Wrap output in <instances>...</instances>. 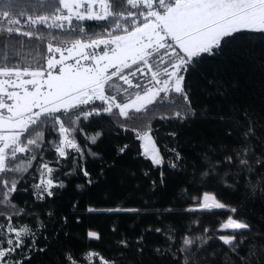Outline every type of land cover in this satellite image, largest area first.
<instances>
[{
	"label": "snow or ice",
	"instance_id": "snow-or-ice-1",
	"mask_svg": "<svg viewBox=\"0 0 264 264\" xmlns=\"http://www.w3.org/2000/svg\"><path fill=\"white\" fill-rule=\"evenodd\" d=\"M96 27L101 31H95ZM52 30L72 39L54 44L51 41L57 37ZM240 38L264 44V0H0V205L17 207L12 197L18 183L33 167V161L38 156L42 161L45 151L52 149L59 167L54 169L47 161L38 163L35 172L39 177L33 184L35 200L44 201L45 197L55 195L54 189L66 188V180L53 178L54 172L64 167L62 160L71 161L64 177L82 174L91 186L94 180L83 163L85 150L87 156L102 159L89 147V143H97L102 133L88 135L82 122L94 117H107L125 132L134 133L142 149L137 155L150 160L153 168L162 169L165 158L157 147L151 123L143 121L157 108L167 110L159 117L161 120L185 123L199 115L219 121L227 136L237 133L238 145L224 142L207 145L201 155L204 168L197 170L193 165L192 181L197 182V173L201 187L211 180L233 187L243 179L245 200H264V119L235 106L229 114L209 115L206 108L198 114L189 99L191 85L186 81L205 57L223 55L225 47ZM45 39L49 40L46 52L40 50ZM33 41L38 42L34 48ZM26 47L31 49L28 55H24ZM221 86L217 84V91ZM141 124L142 127H134ZM46 132L51 137L47 144ZM77 134L84 136L83 147L77 142ZM169 135L174 137L176 133ZM128 148V144L119 147L117 155L126 154ZM167 151L174 154L167 161L168 167L181 170L184 167L181 154L175 147ZM104 168L102 165V175ZM143 175L147 177L149 172ZM164 182L161 171L160 184ZM151 185L155 190L156 180ZM76 187L81 190L84 185ZM179 195L184 199L187 189H182ZM192 200L193 204L184 209L187 213L215 215L218 214L215 210L227 209L232 215L214 232L204 228V234L194 235L189 226L178 249L174 228L170 225L167 231L156 228L169 242L165 251L172 253L175 264H211L217 255L214 250L208 251L212 240L222 241L240 264H264V243L255 238L249 241L246 254L240 255L239 249L252 226L245 219L234 218L237 208L225 205L208 192L193 196ZM72 207L77 209L78 202ZM86 211L138 215L141 209L118 205L103 210L88 207ZM173 211L166 208L163 212L158 210L157 215ZM23 214V209L8 215L0 210V217L6 221L0 223V264H30L35 253L48 249L47 226L39 216L34 226L20 221L13 224V216ZM47 215L51 218L54 213L49 211ZM64 222L67 223V217ZM192 223L198 225L200 221ZM112 231H116L115 226ZM217 232L227 234L217 236ZM256 235L264 237L261 233ZM41 236L46 241L43 247L38 244ZM87 238L99 241L101 236L89 230ZM143 240L142 235L135 241L138 257L143 255ZM117 246L128 249L129 241L121 239ZM177 252L180 259H176ZM155 253L164 254L160 248ZM63 264H119V261L89 249L83 259L65 253ZM231 264L236 262L232 260Z\"/></svg>",
	"mask_w": 264,
	"mask_h": 264
},
{
	"label": "trees",
	"instance_id": "trees-1",
	"mask_svg": "<svg viewBox=\"0 0 264 264\" xmlns=\"http://www.w3.org/2000/svg\"><path fill=\"white\" fill-rule=\"evenodd\" d=\"M85 23L93 26L97 24V22ZM47 31L44 29L45 33ZM95 31L101 29L96 27ZM52 32L57 37L56 40L51 41L54 44L60 40L72 39L71 36L62 35L59 30ZM16 39L22 38L16 37ZM47 42L49 40L45 39L41 43L40 50L46 52ZM37 43L32 42L33 48ZM29 51L31 49L26 47L24 55H28ZM32 55H35V51H32ZM208 80H214L216 83L209 84ZM186 81L191 85L189 99L198 114L205 108L209 115L229 114L231 108L235 106L239 109L251 110L257 113L260 119H264V44L249 43L245 38L237 39L225 47L223 55L205 57L199 68L186 77ZM217 84L222 85L219 91ZM166 111L157 108L151 115L143 117L144 123H151L157 147L165 158L166 163L162 169L153 168L151 161L138 156L141 149L134 133L125 132L119 124L111 122L107 117H94L90 121L82 122L86 125L85 133L88 135H95L98 131L102 133L95 145L89 143L91 150L98 153L102 159L87 156L85 150L86 157L83 163L94 180L91 186L87 185L82 174L64 177L63 172L71 167V161L62 160L61 164L64 167L54 172L53 178L66 180V188L54 189L53 197H45L44 201H37L33 196V184L39 177V173L35 172L38 163L47 161L54 169L59 166L55 163L54 149L45 151L42 161L39 156L37 161H33V167L24 174V178L17 185V192L13 194L12 200L17 207L5 208L4 205H0V210H3L5 215L23 209L24 214L21 217L13 216V224L20 221L34 226L37 222L36 216H39L47 226L45 234L50 238L47 241L48 249L44 253H35L30 264H63L65 253L68 252L77 259H83V255L89 249L110 260L116 259L119 264H175L172 253L165 251L169 242L165 235L155 231L156 228L163 231H167L169 225L174 228L175 248L178 249L182 238L188 233L189 226H191V234L194 235L204 234V228L214 232L220 223L232 215L227 209L215 210L218 213L215 215L185 212L184 209L193 204L192 197L203 192L215 194L220 202L237 208L238 212L234 218L245 219L252 226L248 239L239 249L241 256L246 254L249 241L253 238L264 243V237L256 235L264 234V200L246 201L247 190L243 179L233 187L218 185L215 180L201 187L197 173V182L192 181L193 165L197 170L204 168L201 155L207 150V145L215 146L220 142L238 145L240 143L238 134L227 136L224 132L225 126L219 121L199 118V115L185 123L161 120L159 117ZM142 126V124L134 125V127ZM172 132L176 133L174 137L169 135ZM48 139L51 137H48L46 132V144ZM76 139L83 147L85 142L83 134H77ZM125 144L129 145L126 154L118 156L117 149ZM173 147L183 158L184 167L181 170L171 169L167 165L169 157H174V154L167 149ZM221 158L213 157L214 160ZM102 165L105 166L103 175ZM145 171L149 172V176L143 175ZM161 171L165 175V182L162 185ZM33 173L34 175H30ZM152 180L157 182L155 190L151 185ZM78 184H83L84 188L77 190ZM184 188L187 189V196L181 199L179 194ZM76 202L78 207L74 210L72 205ZM118 205L141 209V212L137 215L125 212L86 211L88 207L103 210ZM166 208H172L174 211L170 214L157 215L158 210L163 212ZM49 211L54 213L51 218L47 215ZM65 217L67 223L64 222ZM77 218L80 220L79 223ZM193 220H199L200 223L193 224ZM0 223H6L3 217H0ZM113 226L116 227L115 232L112 231ZM149 227L151 231L147 230ZM89 230L98 232L101 239L89 240L87 238ZM142 235L144 251L143 255L138 257L135 241ZM124 238L129 241L128 249L117 246V242ZM38 244L41 247L46 244L43 236L40 237ZM156 248H160L164 254L157 255ZM213 250L217 255L211 260V264H225L226 260L228 264H231L232 260L240 264L237 257L228 252L227 246L221 241L209 242L208 251ZM121 253H123L122 257ZM180 258V253L177 252L176 259Z\"/></svg>",
	"mask_w": 264,
	"mask_h": 264
},
{
	"label": "rangeland",
	"instance_id": "rangeland-1",
	"mask_svg": "<svg viewBox=\"0 0 264 264\" xmlns=\"http://www.w3.org/2000/svg\"><path fill=\"white\" fill-rule=\"evenodd\" d=\"M139 142V145H140V141H138ZM141 151H142V149H141ZM150 161V160H149ZM222 210V209H221ZM224 234H227L226 232H218L217 233V236H219V235H224ZM222 242V241H221Z\"/></svg>",
	"mask_w": 264,
	"mask_h": 264
}]
</instances>
